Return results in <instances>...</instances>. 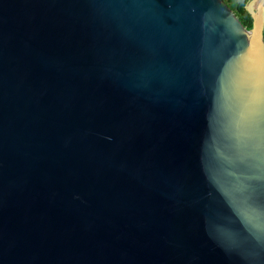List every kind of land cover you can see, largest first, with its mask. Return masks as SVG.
<instances>
[{"label":"water","instance_id":"1","mask_svg":"<svg viewBox=\"0 0 264 264\" xmlns=\"http://www.w3.org/2000/svg\"><path fill=\"white\" fill-rule=\"evenodd\" d=\"M0 0V264H264V0Z\"/></svg>","mask_w":264,"mask_h":264},{"label":"trees","instance_id":"2","mask_svg":"<svg viewBox=\"0 0 264 264\" xmlns=\"http://www.w3.org/2000/svg\"><path fill=\"white\" fill-rule=\"evenodd\" d=\"M238 17L239 21L246 29H250L252 26V17L247 9V6L251 0H222ZM264 38V28H263Z\"/></svg>","mask_w":264,"mask_h":264}]
</instances>
